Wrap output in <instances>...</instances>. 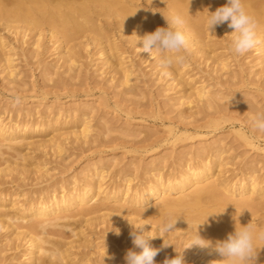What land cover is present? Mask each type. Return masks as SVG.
I'll return each mask as SVG.
<instances>
[{
	"label": "rangeland",
	"instance_id": "374dc122",
	"mask_svg": "<svg viewBox=\"0 0 264 264\" xmlns=\"http://www.w3.org/2000/svg\"><path fill=\"white\" fill-rule=\"evenodd\" d=\"M145 3L148 7H140L141 10L156 13L159 20L156 23L167 27L165 17H169L164 6L154 0ZM149 6L156 10H149ZM202 13L206 21L208 13ZM205 21L203 28L211 35L207 41L217 44V49L211 48L217 57L210 61L203 57L195 59L187 50L181 63L185 65L187 60V65L180 77L175 76L177 66L164 69L156 63V57L123 44L125 65L132 71L128 87L121 84L120 73L114 75L104 66L96 34L86 32L68 44L76 53V63L69 69L70 65L56 53L60 43L55 44L51 38L52 28L46 25L41 35L34 37L33 33L24 38L22 33L9 32L0 23V37L9 44V48L0 50L1 122L5 126L14 123L20 127L44 125L42 129L48 126L39 134V131L34 136L28 134L24 138L26 142L50 140L59 133L64 134L58 141L61 150L49 142L42 147L30 146L24 151L26 159L10 150L8 141L0 138V180L3 181L0 191L10 197L6 203L8 209L15 203V207L23 206L40 197L60 196L72 188H83L93 173L101 175L100 183L106 191L114 192L118 188L122 193L135 192L150 185L157 173L166 179L178 177L187 164H213L212 173L233 184L255 178L264 185V132L252 127L251 117L255 113L241 108L253 101L258 112H264V70L258 61L260 44L237 55L230 47L234 35L230 31L234 29L225 31L219 25L210 33ZM105 32L121 42L124 40L118 30ZM6 53L13 60L11 68L3 61ZM172 76L176 77L175 81ZM200 85L210 95L212 105L209 100L199 102L195 97L187 101L192 88ZM182 88L185 97H182ZM83 128L89 129L86 137L81 134ZM96 181L98 177L92 180ZM220 193L232 203L239 201V196ZM259 197L258 194L251 196L257 207L246 216L247 222L260 231L264 230V199ZM122 203L107 200L99 205L111 208ZM107 210L91 216L94 218L91 226L81 223L85 218L74 216L77 209L60 213L58 216L65 218L45 230L36 227L35 234L46 241L42 244L45 249L70 242L82 245L78 250L71 249L78 261L70 264L83 260L85 253L89 264H126L127 251H139L130 236L136 230L134 226H140L139 219L131 214L123 215L122 221L116 220L106 216ZM130 210L142 209L132 206ZM31 225L22 220L14 221L10 228L8 224L5 227L0 224V264L26 263L29 246L26 234ZM152 241L149 244L154 248L159 242ZM169 244L166 257L183 252L185 264H201L200 259L192 260L197 254L193 247L184 250L188 245L177 240H169ZM100 248L108 255L103 256ZM154 259L155 264H163L165 260L159 253Z\"/></svg>",
	"mask_w": 264,
	"mask_h": 264
},
{
	"label": "bare ground",
	"instance_id": "6f19581e",
	"mask_svg": "<svg viewBox=\"0 0 264 264\" xmlns=\"http://www.w3.org/2000/svg\"><path fill=\"white\" fill-rule=\"evenodd\" d=\"M145 1L0 0V23L9 32L22 33L24 38L29 37L33 33H35L34 37L41 35L40 32L43 27L49 26L52 28L51 38L54 39L55 44L60 43L56 53L65 63L70 65L69 69L76 63L74 60L76 53L72 51L71 47H68V44L79 40L86 32L96 34L95 36H98V39L95 41L99 46V56L105 61L104 66H107L111 71L110 73L114 75L120 73L123 80L121 84L123 82L122 85L125 84L128 87L132 71L128 70L125 65L126 57L124 55L126 51H121V47L126 43L141 49L143 45L138 40L139 37H143L146 33L154 32L161 25H159V22L158 24L156 23L159 21L156 18V13L151 12V14H148L146 12V14L141 10L140 7L143 9L148 7ZM155 2L164 6V12L169 17V20L173 14H180L184 18L185 24L181 30L188 39L189 47L187 50H189L188 53L193 58L203 57L206 61H210L213 57H217L214 56L215 50H211V48L217 49L215 48L217 44H214V41L213 43L212 41H207L211 35L206 34L203 28L205 20L203 19L204 15L203 17L201 16V12H203L202 14H205L207 10L214 12L217 8L225 6L227 0H154ZM242 2L245 10L253 15L258 22L257 36L260 40L258 61H260L259 65L264 70V0H242ZM149 7V10H156L154 6ZM221 26L225 31L231 29L228 26V22L221 24ZM114 30L120 32L124 38L122 42L115 38L114 35L104 34V31H107L105 33H109L108 31L111 33ZM230 32L233 33L234 30ZM66 44L67 47H65ZM7 48H9V44L0 37V50ZM150 56L156 57V63L161 64L160 53L154 50ZM3 61L7 64V68L12 67L13 60L9 53H6ZM186 62L185 65L181 63L174 65L178 68L176 77L181 76V73L184 72V68L187 65ZM221 64L224 68L227 67L223 63ZM170 75H173V73ZM175 76H172L174 81L176 80ZM192 90L193 93L190 96L186 92L187 101L190 100L189 102H191L194 97L199 102L209 100L210 95L203 86H194ZM183 91L184 96L182 97H185L184 88H182ZM208 102L209 104L211 103L210 100ZM240 103H243V101L239 102V105H241ZM253 103V101H248V103L241 105V108H247L256 114L259 108ZM68 112L74 114L75 111L68 110ZM72 114L70 115L72 116ZM56 120H59V118L57 117ZM38 127L36 124L20 127L17 123L5 126L0 120V138L4 142L8 141L9 149L18 153V156L23 159L27 157L24 154L27 148L30 146L42 147L45 144L47 145L46 142L54 143L55 147L61 150V143L58 141L64 136L63 133L53 136L50 140L43 141L42 139L40 141L32 140L26 142L24 138L28 134L33 135L37 131H39V134L43 132V129L45 131L48 126L42 129L44 127L42 125L39 130ZM88 132V128L81 130L83 137L88 136ZM238 133L239 136H244L243 133ZM1 146L0 144V148ZM185 167L186 170L176 178L166 179L160 173H157L154 175L150 185L143 189L135 190V192L127 190L124 193L118 188L114 192L106 191L103 188V183H100V181L102 182L100 180L101 175L98 176L99 173H93L90 176V182L83 188H72L60 196L53 194L49 198L40 197L23 206L15 207L17 204L12 200V204L13 202L15 204L9 209L6 203L10 197L7 193L4 195V191H0V224L1 227H5L8 224V228L12 227L14 221L18 220L26 221L28 225L32 224L27 227L26 238H28L29 246L25 264H70L78 261L71 249L78 250L82 245L76 246L73 242H70L63 246L58 245L53 249H45L42 244L46 243V241L35 234L36 227L39 226L45 230L46 227L56 225L58 220L65 218L59 217L60 213L77 209V215L74 216L85 218L81 220V223L87 226L93 225L92 221L94 218H91V216L106 209L109 212L106 215L107 217L116 218V220L120 221H122L123 215L134 214L139 219L140 226L146 224L143 226L144 231L150 232L146 233V235L156 236L152 239L154 242L158 241L159 243L154 248L162 246L163 238L158 236L160 235L158 226L161 221L169 216L173 218L180 217L176 224V229L179 233L173 232L165 235L164 240L166 238V243L168 242L169 244V240H177L182 244L188 245L191 238L198 231L202 238L211 242V245L204 248L192 246L194 250H197V254L192 257V260L200 259L201 264H220L224 258L215 250L216 242L225 240L228 234L235 232L236 227L239 228L240 225L246 226L249 223L246 215L252 214L257 207L254 205V199L252 200L251 196L258 194L260 199H264V185H261L255 178L243 179L238 184L220 180V177H216L212 173L213 164L201 166L187 164ZM96 176L98 181L94 183L92 180L97 178ZM1 184H3V181L0 180ZM221 191L231 196H239V201L232 203L229 198H224L225 196L221 195ZM248 193L251 196H246ZM99 195H102V197L98 198ZM175 195L178 196L174 197ZM107 200H113L116 203L122 201L123 203L111 208L99 205L100 202ZM132 206L140 207L142 210L131 211L130 208ZM51 216L56 218L49 219ZM70 217L67 216L66 218ZM7 238L9 239V237ZM9 241L11 240L9 239ZM256 246L260 249L255 262H249V264H264V241H256ZM169 250L170 248L167 247L166 251H160L159 256L163 255L166 258ZM100 251L103 256L106 255L104 248H100ZM85 255L84 259L76 264H89L88 254L85 253Z\"/></svg>",
	"mask_w": 264,
	"mask_h": 264
},
{
	"label": "clouds",
	"instance_id": "9594fccd",
	"mask_svg": "<svg viewBox=\"0 0 264 264\" xmlns=\"http://www.w3.org/2000/svg\"><path fill=\"white\" fill-rule=\"evenodd\" d=\"M207 13L205 26L210 33H213L217 26L225 22H228V26L234 29L230 47L235 54L243 55L260 43L257 36L258 22L253 15L245 10L242 0H227L225 6L217 8L215 12L207 10ZM165 19L167 27H158L154 32L146 33L138 40L142 42V52L150 55L154 50L159 52L161 54V67L169 69L184 61L185 56L183 53L187 51L189 42L185 33L181 30L185 20L180 14H173L170 20L166 17ZM251 121L254 129L264 132V112L256 113L251 117ZM179 218L169 216L159 224L158 232L160 235L158 236L163 238L161 248H153L149 244V240L156 236L146 235V233H150L144 231L143 226L146 224L139 227L134 226L136 230L132 231L130 236L134 247L139 251L128 250L124 257L126 264H155L154 258L157 254L163 248L170 246V244L165 243L164 236L177 231L176 224ZM116 234H120L119 230L116 231ZM256 241H264V230L257 231L251 222L246 226L236 227L234 233L228 234L225 240L217 241L215 244V250L224 258L220 264H249V262H255L260 249L257 248ZM194 245L204 248L209 247L211 242L202 238L197 231L184 250ZM163 264H185L183 252L177 253L172 258L166 257Z\"/></svg>",
	"mask_w": 264,
	"mask_h": 264
}]
</instances>
